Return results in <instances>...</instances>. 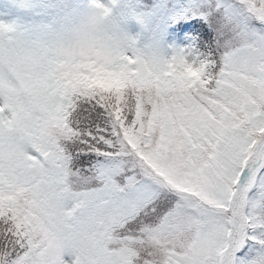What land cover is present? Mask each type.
<instances>
[{
    "label": "snow or ice",
    "instance_id": "6c2138e0",
    "mask_svg": "<svg viewBox=\"0 0 264 264\" xmlns=\"http://www.w3.org/2000/svg\"><path fill=\"white\" fill-rule=\"evenodd\" d=\"M0 264H264V0H0Z\"/></svg>",
    "mask_w": 264,
    "mask_h": 264
}]
</instances>
